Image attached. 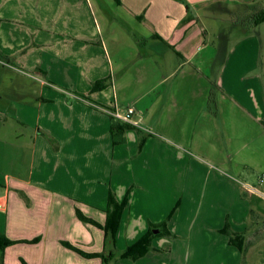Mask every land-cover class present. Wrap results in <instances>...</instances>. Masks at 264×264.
Returning a JSON list of instances; mask_svg holds the SVG:
<instances>
[{
	"label": "crops",
	"instance_id": "obj_1",
	"mask_svg": "<svg viewBox=\"0 0 264 264\" xmlns=\"http://www.w3.org/2000/svg\"><path fill=\"white\" fill-rule=\"evenodd\" d=\"M249 1L0 0V232L39 237L6 246L0 264H102L63 241L111 249L110 264H239L226 220L258 232L249 264L264 240L246 223L264 211L263 22L230 41L220 29ZM128 107L137 122L113 144L111 121L127 122L110 111ZM109 190L128 202L105 246L75 207L103 223ZM176 203L175 237L119 256Z\"/></svg>",
	"mask_w": 264,
	"mask_h": 264
},
{
	"label": "trees",
	"instance_id": "obj_2",
	"mask_svg": "<svg viewBox=\"0 0 264 264\" xmlns=\"http://www.w3.org/2000/svg\"><path fill=\"white\" fill-rule=\"evenodd\" d=\"M229 13L233 21V24H239L245 30L250 31L251 28L264 21V0H251L247 3H244L243 7H234L233 9H230ZM221 41H223V39ZM102 86H104V80H96L95 82H93L92 90L101 88ZM128 128H131V124L129 123H121L118 120L111 121L110 133L112 136L113 144H116L124 140V133ZM242 195H245L246 197L247 193L242 190ZM127 202H128L127 195H125L122 199L118 200L117 197L115 196V193L112 190H109L107 196V204L104 209L105 220L103 223H100L95 219L86 216L77 206L75 207V214L77 218H79L83 222L92 223L103 230L105 246H106V242L108 241L111 244H114L115 242V236L117 229L119 227L121 215L124 208L127 206ZM177 206L178 203L174 205V207L168 213V215L165 217L164 220L159 222H150L148 229L134 242L128 244L124 248V250L119 254V256L121 258L137 259L138 257L144 255L149 250H155L151 242L154 237L159 235L175 237L176 235H174L169 231L167 227V222L173 215V212L175 211ZM249 213L251 217L250 223L254 224L255 221H257L256 219L259 218L258 214L256 213L253 207L250 208ZM220 231L222 233L227 234L229 243L235 245L240 250L241 252L240 264H248L246 261V252L249 249V247L256 240L260 238V236H258V232L255 231L251 237L247 238V236H245L244 234L245 233L244 231L232 230L230 228V224L228 220L225 221V224L220 229ZM38 240H39L38 236L31 239H27V238L12 239V238H8L4 233L0 232V255L3 254L5 247L8 245L15 244L17 242L35 243ZM63 244L86 257H100L102 264H110V261L114 257V253L111 249L100 252H84L76 245H73L68 241H63ZM156 250L168 251L169 245L167 244L161 247L160 249H156ZM21 260L23 264H26L23 259ZM258 264H262V262Z\"/></svg>",
	"mask_w": 264,
	"mask_h": 264
},
{
	"label": "rangeland",
	"instance_id": "obj_3",
	"mask_svg": "<svg viewBox=\"0 0 264 264\" xmlns=\"http://www.w3.org/2000/svg\"><path fill=\"white\" fill-rule=\"evenodd\" d=\"M106 2V0H93V4H94V7H105V8H108V7H114V3H112L111 5H108L107 3H105ZM220 7H218V10H219V12H220V14L224 17V18H226L228 15L227 14H225L224 13V11L222 10V9H219ZM110 10V9H109ZM97 14H98V12H97ZM103 14H105L104 12H103ZM99 15H100V12H99ZM220 25H221V31H223V32H226V34H228V36H229V33L231 32L232 33V35L231 36H229V38H228V41H230L231 39L233 40L235 37H236V35H237V33H239L242 29V26L241 25H239V24H231L230 22H226L225 23V20L224 21H222V22H220ZM259 28V32H260V34L261 35H264V21H263V23L261 24V26H258ZM222 35H224V34H222ZM112 137V136H111ZM175 138H177V137H175ZM122 142H124V140L123 141H120V142H118V143H116V144H119V143H122ZM208 158V157H207ZM17 167V169H19V171H21V165L20 166H16ZM17 174H19V173H17ZM242 197H245V195H241ZM256 206V205H255ZM255 208H258L257 206L255 207ZM262 215H261V217H259V218H257L256 220L257 221H255V223L250 227V228H255V229H257V230H260V229H264V211H259ZM250 220L249 219H247L246 220V223L248 224V223H250L249 222ZM247 228V225L245 226V228L243 229V230H245ZM252 230V229H251ZM4 232V231H3ZM2 232V233H3ZM11 232V234H15V231H10ZM8 238H12V235H9L8 233L7 234H5ZM252 235V234H251ZM22 238H26V237H22ZM14 239H19V238H14ZM264 240H260L258 243H256V245L255 246H253V248L250 250V252H249V254H248V262H249V264H257L258 263V260H259V257L260 256H263V254L264 253H262V252H259V254H257V252L259 251V250H261L262 248H264V242H263ZM17 243H20V242H17ZM12 245V244H11ZM26 247V246H25ZM25 247H24V250H23V252H25ZM16 249V253H19L20 254V251L22 250L21 249V247L20 248H15ZM9 254V253H8ZM5 257V256H4ZM264 257V256H263ZM260 262H262V264H264V258H263V260L262 261H260ZM259 262V263H260ZM5 262H2L1 264H4ZM239 264H240V262H239Z\"/></svg>",
	"mask_w": 264,
	"mask_h": 264
},
{
	"label": "built area",
	"instance_id": "obj_4",
	"mask_svg": "<svg viewBox=\"0 0 264 264\" xmlns=\"http://www.w3.org/2000/svg\"><path fill=\"white\" fill-rule=\"evenodd\" d=\"M133 112H134V108L133 107H128L126 113H120L117 110H111L110 111V113H111V115H113V117H115V118H117V119H119L121 121L130 123V124H136L137 121H135V120H133L131 118V114Z\"/></svg>",
	"mask_w": 264,
	"mask_h": 264
}]
</instances>
